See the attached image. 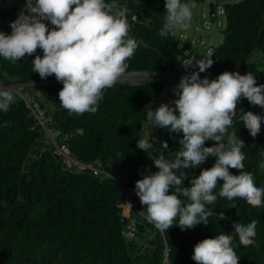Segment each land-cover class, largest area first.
Returning a JSON list of instances; mask_svg holds the SVG:
<instances>
[{"label": "trees", "instance_id": "16d2710c", "mask_svg": "<svg viewBox=\"0 0 264 264\" xmlns=\"http://www.w3.org/2000/svg\"><path fill=\"white\" fill-rule=\"evenodd\" d=\"M120 1L126 0H117ZM25 3L26 0H0V32L11 34L10 24ZM126 7L127 18L131 19L141 9L150 11L153 19L151 24L133 21L129 36L136 39L138 47L126 61L125 73L159 75L121 77L113 87L104 90L95 113L70 115L61 106L58 93L62 83L54 75L41 79L32 71L35 55L43 56L41 49L15 64L0 57V66L7 79L36 82L34 88L48 102L52 121L61 129L63 140L74 155L86 162L99 161L111 172L123 169L124 185L135 189V182L143 173L158 170L150 153L137 148L145 124L143 110L157 95L167 74L188 75L198 68L182 67L191 55H179L176 36L159 35L166 14L165 0H142ZM223 10L222 41L207 51L208 55L194 57L196 60L211 57L214 61L211 68L200 73V78L214 79L224 71H238L242 75L250 72L257 85L264 84V65L251 60L255 52L264 55V0L225 3ZM13 96L14 103L8 112L0 111V264H165V258L168 264H196L192 259L195 244L222 233L233 236L239 264H264V206L254 208L240 198L234 201L220 198L222 180L214 189L217 201L206 205L214 213L207 225L201 223L182 231L176 225L177 218L172 227L161 233L144 221L139 224V233L146 227L155 233V237L148 239L147 247L137 241H126L128 213L121 203L122 189L116 180L66 169L44 147L38 149L39 155L25 168L39 132L28 108ZM249 105L247 99L241 98L237 111ZM255 114L264 116V112ZM5 122L11 126L4 127ZM231 129L245 142L244 171L253 174L257 187L264 188V172L259 168L260 153L264 152V121L255 138L242 122ZM182 138L183 133L164 128L163 142L168 148H162L161 155L174 160ZM214 143L209 140L205 146ZM214 163L215 158L209 157L188 174L183 186L190 187L191 179ZM229 171L239 174L236 169ZM173 191L170 188L169 194ZM138 201L143 211L145 206L139 198ZM232 203L236 208H229ZM222 212L227 219L217 220ZM253 219L258 221L255 243L245 247L239 244L233 223L247 225Z\"/></svg>", "mask_w": 264, "mask_h": 264}, {"label": "clouds", "instance_id": "9594fccd", "mask_svg": "<svg viewBox=\"0 0 264 264\" xmlns=\"http://www.w3.org/2000/svg\"><path fill=\"white\" fill-rule=\"evenodd\" d=\"M128 11L117 0H26L10 24L11 34L0 32V57L15 64L41 49L43 56L35 55L32 71L41 79L54 75L62 83L58 93L61 106L70 115L95 113L104 90L123 76L128 68L126 61L138 47L136 39L129 36ZM165 13L159 31L162 38L175 37L178 31L189 28L192 10L187 3L165 0ZM45 21L53 26L51 30ZM213 64L211 57L185 61L182 67L198 71L180 78L172 89L177 98L155 110L148 106L143 110L152 129L183 133L174 160L163 155L153 159L158 170H147L135 182V194L145 206L141 214L161 233L177 218L176 225L182 231L201 223L207 225L214 213L206 205L217 201L214 189L220 180V198H240L254 208L264 206V188L257 187L253 174L244 171L245 142L237 137L236 130L229 133L239 122L251 137L260 133L264 116L243 109L238 112L237 105L245 98L264 109V84L257 85L252 73L242 75L238 71L201 79L200 73ZM12 103V90L0 85V111L7 113ZM3 126L11 125L5 122ZM209 140L215 143L205 146ZM154 141L151 132L145 134L138 139L137 148L148 153L154 149ZM162 148H168L166 142H162ZM260 155L259 168L264 172V152ZM209 157L215 158L213 166L202 169L191 179V186L184 187L188 174L183 170L199 168ZM230 168L239 174H232ZM170 188H174L172 194ZM229 208H236L235 203ZM224 219V212L219 213L217 220ZM257 223L255 219L247 225L233 223L240 245L255 243ZM192 259L196 264H239L240 260L233 248V236L223 233L195 244Z\"/></svg>", "mask_w": 264, "mask_h": 264}, {"label": "built area", "instance_id": "2783aa9c", "mask_svg": "<svg viewBox=\"0 0 264 264\" xmlns=\"http://www.w3.org/2000/svg\"><path fill=\"white\" fill-rule=\"evenodd\" d=\"M219 13H224V10L221 11V7L217 6L216 9L212 10L211 17L216 18ZM127 20L130 33L132 29V23L133 21L137 20V18L133 16L131 19L127 18ZM133 73L137 74L133 76L154 75V73L148 72H130L129 74ZM182 76H184V74L181 73L167 74L159 92L149 101L147 106L155 110V108H157L161 103L171 104L170 96L172 89L176 84H178ZM35 84L36 82H26L20 80H0V85L10 88L12 93L16 95V97L21 100L28 108L31 116L34 119V128L39 132V139L37 140L36 144H38L40 147L49 149L60 165L73 171L113 178L119 183L122 189L121 203L128 213L124 237L128 242L136 241L139 237V224L147 220L145 215L141 214L138 197L135 194V189L131 186L124 185L123 180L125 171L121 168H115L114 171L111 172L108 171L99 161L86 162L80 160L76 155H74L65 144L61 129L54 125L49 109L43 105V102L38 96L39 92L37 93L34 91ZM145 123H150L146 119V116ZM164 263L168 264L167 258H165Z\"/></svg>", "mask_w": 264, "mask_h": 264}, {"label": "rangeland", "instance_id": "374dc122", "mask_svg": "<svg viewBox=\"0 0 264 264\" xmlns=\"http://www.w3.org/2000/svg\"><path fill=\"white\" fill-rule=\"evenodd\" d=\"M139 2L142 0H134ZM238 0H189L187 3L192 10V18L190 21V26L187 30H181L177 32V46L179 55H190L194 57H200L208 55L207 49H213L214 46L218 45L222 41V29L224 27L225 16L224 13H219L216 18L211 17V12L216 9L217 6L221 7L223 10L225 3H233ZM209 51V52H210ZM252 61L260 62L264 65V55L259 52H255L252 57ZM132 75V76H130ZM137 74L124 73L122 77H133ZM154 75H159L154 73ZM0 75V80H5ZM37 88L34 91L38 93ZM38 96L41 99L40 93ZM41 101H45L42 100ZM43 105H48L47 102H43ZM244 111H252L253 113H263L264 111L259 106L249 105V107L243 108ZM232 129H229V133H232ZM37 147V146H36ZM40 147H38L39 149ZM31 154L25 164V168L29 167L30 162L35 158ZM187 174L193 173L195 168L184 169ZM155 237V233L152 228L146 227L141 228L139 237L136 240L138 244L143 247H147L148 239ZM134 241V242H136Z\"/></svg>", "mask_w": 264, "mask_h": 264}, {"label": "crops", "instance_id": "0c3cea01", "mask_svg": "<svg viewBox=\"0 0 264 264\" xmlns=\"http://www.w3.org/2000/svg\"><path fill=\"white\" fill-rule=\"evenodd\" d=\"M133 2H135V1L134 0H126V1H120L119 4L121 6H126L127 4H132ZM134 16L137 18V20L142 21L144 23H148V24H151L152 23L153 15H152V13L150 11L141 10L140 9L139 11H137L135 13ZM45 23L48 24V27L51 30V28L53 26L50 24V22L45 21ZM207 50L209 52L210 51V48H208ZM190 55H191V59L194 58V56L192 54H190ZM0 75H1L2 78H6V74H5V72H4V70H3V68L1 66H0ZM5 80H8V79L6 78ZM170 98H171V102L174 101L177 98L174 95L173 91L171 93ZM43 102L45 103V101H43ZM47 104H48V102H47ZM46 107L48 108L47 105H46ZM150 132H151V135L155 138V141H154V149L153 150H150L149 153H150V155H151L152 158L156 159V158H159V156H161L164 128H155V129H152L150 123H145L144 126H143V128H142V131H141V136L144 137L145 134H148ZM38 147H40V146L38 144H36L35 147H34V149H33V153L32 154L34 156H38L39 155Z\"/></svg>", "mask_w": 264, "mask_h": 264}, {"label": "water", "instance_id": "95a60500", "mask_svg": "<svg viewBox=\"0 0 264 264\" xmlns=\"http://www.w3.org/2000/svg\"><path fill=\"white\" fill-rule=\"evenodd\" d=\"M9 81H11V80H16V79H8Z\"/></svg>", "mask_w": 264, "mask_h": 264}]
</instances>
